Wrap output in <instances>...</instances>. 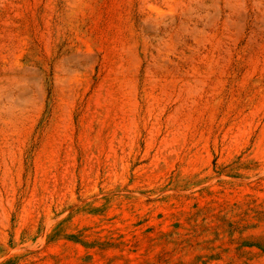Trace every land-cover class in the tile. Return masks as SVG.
<instances>
[{"label": "rangeland", "instance_id": "obj_1", "mask_svg": "<svg viewBox=\"0 0 264 264\" xmlns=\"http://www.w3.org/2000/svg\"><path fill=\"white\" fill-rule=\"evenodd\" d=\"M0 264H264V0H0Z\"/></svg>", "mask_w": 264, "mask_h": 264}]
</instances>
